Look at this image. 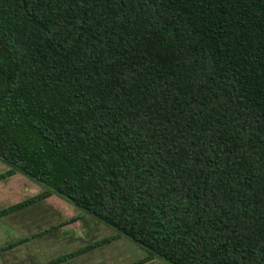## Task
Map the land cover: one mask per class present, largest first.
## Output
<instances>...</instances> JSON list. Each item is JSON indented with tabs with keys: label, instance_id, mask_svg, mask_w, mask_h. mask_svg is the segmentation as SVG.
I'll return each mask as SVG.
<instances>
[{
	"label": "trees",
	"instance_id": "1",
	"mask_svg": "<svg viewBox=\"0 0 264 264\" xmlns=\"http://www.w3.org/2000/svg\"><path fill=\"white\" fill-rule=\"evenodd\" d=\"M0 162L43 189L0 218L55 195L146 261L264 264V0H0Z\"/></svg>",
	"mask_w": 264,
	"mask_h": 264
},
{
	"label": "rangeland",
	"instance_id": "2",
	"mask_svg": "<svg viewBox=\"0 0 264 264\" xmlns=\"http://www.w3.org/2000/svg\"><path fill=\"white\" fill-rule=\"evenodd\" d=\"M5 170H6L5 165H3L0 162V174ZM42 191L43 189H41L35 183L29 181L28 179H26L21 175H16L11 179L0 183V210L6 208L11 204L20 202L26 198H30L35 195H38ZM42 203L50 204L51 205L50 208L52 210L53 207L56 206L57 210L59 211L58 215L54 211L51 212L52 210H47L43 208V204H38L32 206L31 211L27 210L26 212H22L23 215L17 217L14 220L11 219L10 217L0 219V249H2L7 244L6 243L7 241L9 242L10 240L15 238L18 239L30 238L33 234H36L37 232L49 229L53 226H57L58 224L62 223L65 219H70L73 216H77L81 214L80 211L75 209L73 206H71L70 204L64 201H61L56 197H50ZM87 217L95 221V223L98 224L99 228L104 229V231L102 230L101 232L102 234L101 236L103 238L108 237L110 234L116 235V232L113 229L107 227L106 225L102 224L101 222L95 220L90 216ZM65 227H69V226H65ZM9 237H11V239H9ZM119 237H121L123 240H125L126 242L137 248L138 250H142L140 247H138L136 244L126 239L125 237L122 236ZM39 239H37L36 237V239H32L28 243L21 245L15 250H12L11 253L10 250H6V252L10 253L9 255L10 260L8 261L7 264H35V262L37 261H40V263H46V260H52L53 257L55 256L47 258L49 254H46L48 251H51V248H46L45 244L40 243ZM56 246H62V245L56 244ZM69 247L72 246L70 245ZM75 249L73 248L72 251H74ZM62 250L66 252V250H68L67 246L61 248V250H56L54 252L62 251ZM3 252L4 251L0 250V264H4L2 257ZM14 253L16 254V256H19L20 258L18 257L14 259V255H15ZM93 261L94 260L92 261L88 259L85 260V257H82L78 262V264H92ZM122 263H126V262H122Z\"/></svg>",
	"mask_w": 264,
	"mask_h": 264
},
{
	"label": "crops",
	"instance_id": "3",
	"mask_svg": "<svg viewBox=\"0 0 264 264\" xmlns=\"http://www.w3.org/2000/svg\"><path fill=\"white\" fill-rule=\"evenodd\" d=\"M16 175H19V174H15L12 177H14ZM12 177H10L6 180L11 179ZM6 180H4V181H6ZM1 182H3V181H1ZM50 197L58 198L55 195H51ZM50 197H48V198H50ZM48 198H46V199H48ZM58 199H60V198H58ZM45 200L38 202V203H35L33 205H30L24 209L14 211L10 214H7V215L1 217L0 219L10 217L11 219L14 220L17 217L22 216L23 215L22 212H26L27 210L31 211L32 206H35L38 204H43V208H45L47 210H52L50 208L51 207L50 204L42 203ZM60 200L64 201L62 199H60ZM17 203H19V202H17ZM11 205H14V204H11ZM11 205H9V206H11ZM53 211L56 212V214L58 215L59 211L57 210L56 206L53 207V210L51 212H53ZM77 216H73L70 219L75 218ZM70 219H65L62 223L66 222ZM60 224H58V226H56L53 229H50L47 232H43L44 230L40 231V232H42L41 234H38L39 232H37L36 234H33L30 238L12 239L9 242L7 241L6 242L7 244L5 246L12 244V243L22 241L23 239H26V241L8 249V250H10V253H11L12 250H15L16 248L20 247L21 245L28 243L32 239H36V237H37V239L43 237V238L39 239L40 243H44L46 248H51V251H48L46 253V254H49V256H47V258H50L52 256H55V257H53L52 260H46L47 258L44 259V260H46V263H40V261H37V262H35V264H48L51 261H54L58 258H61L63 256H66V255L72 254V253H76V255L71 257V258H68V259H66L60 263H57V264H78V262L80 261V259L82 257H85V260L86 259H88L90 261L94 260L92 262V264H134V263H137L140 261H143L140 264H164L157 259H152V260L146 261L145 259L147 258V253L143 252L142 250H138L137 248H135L134 246H132L131 244H129L128 242L123 240L121 237H119V236L115 237L114 236L115 234H110L108 237L103 238L101 236L102 235L101 232H102V230L104 231V229L99 228L98 224L95 223V221L88 218L86 215H83L82 217H80L79 219H77L74 222H71L68 224L64 223V225H60ZM74 225H77V226H74ZM65 226H69V227H65ZM9 239H11V237H9ZM105 240H108V241L105 242ZM98 243H101V244L96 246V244H98ZM56 244H60L62 246H56ZM79 244H81V245H79ZM70 245L74 249L76 247V249L74 251H72L73 248L69 247ZM65 246H67V248H68V250H66V252L63 250L54 252L56 250H61V248H64ZM90 246H94V247L89 249L88 247H90ZM85 247L88 249L85 250L86 249ZM81 250H84V251L81 252ZM77 252H79V253H77ZM8 253L9 252H6V250L2 253L4 264H7L8 261L10 260L9 259L10 253L9 254ZM18 257L19 256H16V254L14 255V259H16ZM122 262H126V263H122Z\"/></svg>",
	"mask_w": 264,
	"mask_h": 264
}]
</instances>
